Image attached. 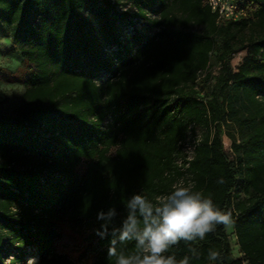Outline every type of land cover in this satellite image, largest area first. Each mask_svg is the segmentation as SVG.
<instances>
[{
	"label": "trees",
	"instance_id": "16d2710c",
	"mask_svg": "<svg viewBox=\"0 0 264 264\" xmlns=\"http://www.w3.org/2000/svg\"><path fill=\"white\" fill-rule=\"evenodd\" d=\"M117 3L0 0V31L28 69L18 102L0 103V264H19L26 246L34 264H115L108 248L127 201L140 193L158 203L177 185L231 213L240 256L223 225L165 256L264 264V0H243L237 20H217L205 0ZM121 22L131 25L125 40ZM109 209L110 220L97 218ZM62 225L75 254L60 248Z\"/></svg>",
	"mask_w": 264,
	"mask_h": 264
},
{
	"label": "clouds",
	"instance_id": "9594fccd",
	"mask_svg": "<svg viewBox=\"0 0 264 264\" xmlns=\"http://www.w3.org/2000/svg\"><path fill=\"white\" fill-rule=\"evenodd\" d=\"M223 179L218 183H223ZM128 213L119 228L112 231L108 248V257H115V264H178L172 255L165 256L169 248L181 240L186 243L197 239L203 241L208 233L215 231L218 225L226 228L233 224L230 212L220 210L211 197L204 198L200 192L190 187L174 186L173 190L158 203L137 193L127 201ZM114 209L107 213L101 211L97 218L110 220ZM101 235L107 233V224L101 226ZM135 241L134 250L125 253L118 250L117 244ZM192 257H198L196 248L189 247ZM220 253L209 249L208 258L218 260ZM190 257L185 256L179 264H189Z\"/></svg>",
	"mask_w": 264,
	"mask_h": 264
},
{
	"label": "rangeland",
	"instance_id": "374dc122",
	"mask_svg": "<svg viewBox=\"0 0 264 264\" xmlns=\"http://www.w3.org/2000/svg\"><path fill=\"white\" fill-rule=\"evenodd\" d=\"M117 7L120 10L129 9L131 11H135V7L132 3V0H118ZM150 16H155L156 13H149ZM132 22L135 26L141 28H147L149 22L144 19H136L132 18ZM128 22H121L117 26V31L120 33V37L125 40L131 32V25H128ZM156 28L149 29V34H152ZM116 47H109L107 54L113 55ZM244 50L236 52L230 61V64L233 69L236 68L238 63L241 61L242 56L244 55ZM28 73V69L26 66L20 61V55L18 52L17 45H13L9 39V35L5 32L0 31V103L2 106L7 105V103H17L19 96L23 90V82ZM106 77V74H102L100 78H98V82L103 80ZM204 132L203 128L200 126L195 127L196 136L202 135ZM222 141L224 145L225 152L230 157L231 151L229 149L230 141L226 137L225 134H222ZM184 152L186 154H190L191 150V141H188L184 145ZM83 167V165H81ZM225 230L229 236L231 252L234 256H240L239 249L235 243V239L232 232L231 227H225ZM61 231L64 234L63 239L60 241V248L64 251H68L69 253L75 254L72 252L76 239L75 235L72 234L69 229L62 225ZM11 258L8 256L6 262ZM36 261L35 249L30 246L23 247V256L19 260V264H34Z\"/></svg>",
	"mask_w": 264,
	"mask_h": 264
},
{
	"label": "built area",
	"instance_id": "2783aa9c",
	"mask_svg": "<svg viewBox=\"0 0 264 264\" xmlns=\"http://www.w3.org/2000/svg\"><path fill=\"white\" fill-rule=\"evenodd\" d=\"M212 12L217 15V20H237L246 15L242 7L243 0H205Z\"/></svg>",
	"mask_w": 264,
	"mask_h": 264
}]
</instances>
